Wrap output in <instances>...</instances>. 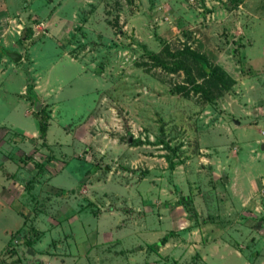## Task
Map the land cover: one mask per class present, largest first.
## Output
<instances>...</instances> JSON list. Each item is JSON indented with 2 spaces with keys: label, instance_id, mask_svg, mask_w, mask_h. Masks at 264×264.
Instances as JSON below:
<instances>
[{
  "label": "rangeland",
  "instance_id": "rangeland-1",
  "mask_svg": "<svg viewBox=\"0 0 264 264\" xmlns=\"http://www.w3.org/2000/svg\"><path fill=\"white\" fill-rule=\"evenodd\" d=\"M263 170L264 0H0V264H264Z\"/></svg>",
  "mask_w": 264,
  "mask_h": 264
},
{
  "label": "water",
  "instance_id": "water-1",
  "mask_svg": "<svg viewBox=\"0 0 264 264\" xmlns=\"http://www.w3.org/2000/svg\"><path fill=\"white\" fill-rule=\"evenodd\" d=\"M6 55L13 61V62H18L21 59V54L15 51H6ZM35 109L38 110L40 109V102L37 101L35 104ZM239 124V122H238ZM223 180L227 181L226 175L223 173L222 174Z\"/></svg>",
  "mask_w": 264,
  "mask_h": 264
},
{
  "label": "trees",
  "instance_id": "trees-1",
  "mask_svg": "<svg viewBox=\"0 0 264 264\" xmlns=\"http://www.w3.org/2000/svg\"><path fill=\"white\" fill-rule=\"evenodd\" d=\"M209 69H210L209 67H203V70L205 71V73H211L212 71L210 72ZM221 78L222 77L220 76V79ZM45 131H46V122L45 120H42L41 124H39V132L43 136L45 135Z\"/></svg>",
  "mask_w": 264,
  "mask_h": 264
},
{
  "label": "crops",
  "instance_id": "crops-1",
  "mask_svg": "<svg viewBox=\"0 0 264 264\" xmlns=\"http://www.w3.org/2000/svg\"><path fill=\"white\" fill-rule=\"evenodd\" d=\"M21 59H22V55H21ZM263 172H264V170H263ZM264 177V176H263Z\"/></svg>",
  "mask_w": 264,
  "mask_h": 264
}]
</instances>
